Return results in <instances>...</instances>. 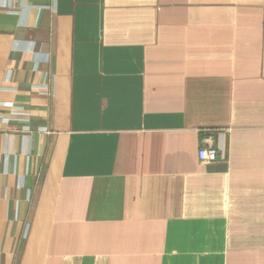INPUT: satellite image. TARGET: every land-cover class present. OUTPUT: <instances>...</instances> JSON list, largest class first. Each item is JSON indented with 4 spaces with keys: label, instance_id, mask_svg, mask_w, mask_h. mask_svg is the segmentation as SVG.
<instances>
[{
    "label": "crops",
    "instance_id": "obj_1",
    "mask_svg": "<svg viewBox=\"0 0 264 264\" xmlns=\"http://www.w3.org/2000/svg\"><path fill=\"white\" fill-rule=\"evenodd\" d=\"M0 264H264V0H0Z\"/></svg>",
    "mask_w": 264,
    "mask_h": 264
},
{
    "label": "built area",
    "instance_id": "obj_2",
    "mask_svg": "<svg viewBox=\"0 0 264 264\" xmlns=\"http://www.w3.org/2000/svg\"><path fill=\"white\" fill-rule=\"evenodd\" d=\"M207 135L201 138L197 152V157L201 164H211L219 158V151L214 145V135L212 133Z\"/></svg>",
    "mask_w": 264,
    "mask_h": 264
}]
</instances>
